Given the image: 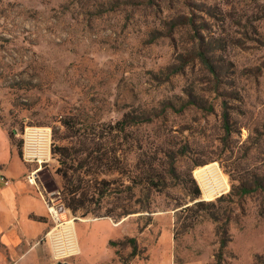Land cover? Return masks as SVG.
Listing matches in <instances>:
<instances>
[{
  "label": "rangeland",
  "instance_id": "374dc122",
  "mask_svg": "<svg viewBox=\"0 0 264 264\" xmlns=\"http://www.w3.org/2000/svg\"><path fill=\"white\" fill-rule=\"evenodd\" d=\"M0 112L22 154L26 128L51 130L37 181L61 224L72 221L57 231L76 251L75 223L109 219L123 222L112 264L162 263L165 253L175 264H213L216 223L187 208L259 183L231 205L223 264H264V0H0ZM163 150L185 152L177 177L143 192L147 153L157 151L163 173ZM210 166L221 189L207 200L211 183L196 171ZM70 178L111 183L85 217L67 207Z\"/></svg>",
  "mask_w": 264,
  "mask_h": 264
},
{
  "label": "crops",
  "instance_id": "0c3cea01",
  "mask_svg": "<svg viewBox=\"0 0 264 264\" xmlns=\"http://www.w3.org/2000/svg\"><path fill=\"white\" fill-rule=\"evenodd\" d=\"M3 113L0 112V264H56L47 240L53 228L52 206L37 181L44 164L23 161L9 126L1 119ZM31 176L33 183L29 182ZM2 178L10 184L5 185ZM122 223L114 224L109 219L75 223L80 253L68 263L112 264L116 254L110 242L122 238ZM162 257L164 262L156 264H175L166 253Z\"/></svg>",
  "mask_w": 264,
  "mask_h": 264
},
{
  "label": "trees",
  "instance_id": "16d2710c",
  "mask_svg": "<svg viewBox=\"0 0 264 264\" xmlns=\"http://www.w3.org/2000/svg\"><path fill=\"white\" fill-rule=\"evenodd\" d=\"M200 61L206 66L209 72L215 74V69L210 64L209 60L205 57V55H200ZM174 74H178L179 70H176L173 72ZM171 107L170 103H166L164 105V108ZM156 116H145L143 118L144 123H152ZM226 125L228 124V117L224 116ZM120 129L119 132L124 131L125 128V119L120 121L117 124ZM116 126V127H117ZM159 151V147L157 149ZM162 153L164 154L165 161L163 162V173H159L158 167L160 166V159L158 158L157 151L154 153H147V157L145 160V165L142 170V172L138 175L140 176V183L142 184L143 192H155L159 191L162 188H166L167 186V180L170 178L177 177V171H176V161L177 158L180 155H184L185 152L183 150L175 151V150H163ZM103 156L99 157V159H102ZM87 158L84 159L86 163ZM75 161V160H74ZM79 161V159H78ZM158 162V166L157 163ZM82 166L83 164L79 162ZM110 163L113 165H116V158H111ZM85 165V164H84ZM197 166V165H196ZM192 172V170L190 171ZM189 175H192L189 173ZM87 177V175H85ZM64 179H67V176H63ZM136 179V178H134ZM80 182H84V180H80ZM110 182H107V180H102L100 182V185L104 186L105 188L98 189L96 186V181L91 180L89 178L84 182V186L80 184H72V179L70 178L68 180V185H70L67 188V193L65 200L67 201V207L72 210L74 214H76L80 209H86V212L84 213V217L89 214V208L91 205L94 204L93 199L94 196L98 195L100 198L106 195V191L109 190ZM257 187H261V184L257 183ZM257 187H250L247 185L239 186V188H234L232 191H230L228 194H224L216 199V201L213 202H204V201H198L201 197V191L198 186L195 184V192L191 196V200L193 202H196L193 204L192 207H188L187 211H201V212H208L214 222L216 223V236L218 238L219 242V249L215 256V262L213 264H223L224 263V257H225V250L228 247V245L232 242V237L229 232V224L231 222L230 213L231 211V205L232 204H238L240 203L241 199L245 197L246 195L254 192L257 190ZM150 196L147 197L149 200ZM224 203L229 205L228 207H224ZM149 207H146L145 210L149 212ZM229 212V213H228ZM221 213V215L219 214ZM133 213H130L129 210H125V215H130ZM223 221V222H222ZM124 243L131 244L133 246L132 256L137 255V245L136 240L134 238H129L124 240ZM112 246H114V242L110 243Z\"/></svg>",
  "mask_w": 264,
  "mask_h": 264
},
{
  "label": "built area",
  "instance_id": "2783aa9c",
  "mask_svg": "<svg viewBox=\"0 0 264 264\" xmlns=\"http://www.w3.org/2000/svg\"><path fill=\"white\" fill-rule=\"evenodd\" d=\"M25 144L23 147V154L22 159L27 164H37L42 165L49 162V157L47 154L51 153V130L50 129H44V128H26L25 133ZM46 157V158H45ZM2 181L5 183V185H9L10 181L2 178ZM35 181L34 177L29 178V182L33 183ZM50 215L52 217L55 227L52 228L50 233L47 236V240L49 243V236L53 233V248L52 254L53 259L58 262H65V258L67 257H76L80 253V247L78 242V237L75 230V224L72 227V231L74 234V239L77 243V251L76 248H74V245L69 237L67 235L61 236L57 229L62 227L65 223L61 224L59 213L57 212V209L51 207L50 208ZM56 231V232H55Z\"/></svg>",
  "mask_w": 264,
  "mask_h": 264
},
{
  "label": "bare ground",
  "instance_id": "6f19581e",
  "mask_svg": "<svg viewBox=\"0 0 264 264\" xmlns=\"http://www.w3.org/2000/svg\"><path fill=\"white\" fill-rule=\"evenodd\" d=\"M211 166L210 167H206L204 169H201V170H198L196 171L197 174L200 173L201 174V177L202 179H206L208 180V184L211 183V179H210V175L208 173H210L211 171ZM199 175V174H198ZM212 178V177H211ZM210 179V180H209ZM213 180V178H212ZM214 181V180H213ZM228 187V186H227ZM221 189V186L218 185V184H214V183H211V189L208 191V194L206 193V198L207 200H210L215 194H217ZM227 191V190H226ZM72 221H67L65 224H71ZM73 225V224H72ZM70 226V225H69Z\"/></svg>",
  "mask_w": 264,
  "mask_h": 264
},
{
  "label": "water",
  "instance_id": "95a60500",
  "mask_svg": "<svg viewBox=\"0 0 264 264\" xmlns=\"http://www.w3.org/2000/svg\"><path fill=\"white\" fill-rule=\"evenodd\" d=\"M56 264H70L68 262H56Z\"/></svg>",
  "mask_w": 264,
  "mask_h": 264
}]
</instances>
